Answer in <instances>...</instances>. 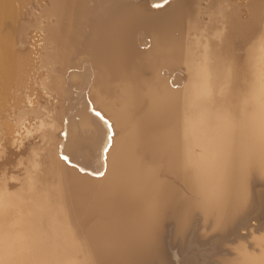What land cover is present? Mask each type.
I'll use <instances>...</instances> for the list:
<instances>
[{"label":"bare ground","instance_id":"1","mask_svg":"<svg viewBox=\"0 0 264 264\" xmlns=\"http://www.w3.org/2000/svg\"><path fill=\"white\" fill-rule=\"evenodd\" d=\"M13 1L0 0V264H64L36 252L81 254L89 239H138L146 264H172L166 248L176 264H222L243 212H264V0H49L43 24ZM27 17L35 59L16 42ZM235 247V264H264Z\"/></svg>","mask_w":264,"mask_h":264},{"label":"rangeland","instance_id":"2","mask_svg":"<svg viewBox=\"0 0 264 264\" xmlns=\"http://www.w3.org/2000/svg\"><path fill=\"white\" fill-rule=\"evenodd\" d=\"M27 1H28L27 3L24 2L25 5L23 3H21L23 6L22 7L21 4H19V1L15 0V1H13V4H12L13 8L17 9V11H18V7L22 8V11L26 12V14H24L21 11V9H19L20 10L19 13L21 14V16L25 15V17L28 16V13L31 12L32 13V16L30 15L31 20H38L40 23L37 22V24H43V23H41L44 21V18L41 17L42 16L41 10H43L42 8L45 4H48L49 0H27ZM35 16H37L38 18L34 19V18H36ZM25 17H24V19H25ZM32 17H34V18L32 19ZM27 18H29V17H27ZM27 18H26V20L27 21L29 20V22H31V24H32V25L28 24L29 22L26 23L29 25L28 26L29 28L27 27L29 32L27 30L28 34L26 33L27 34L26 38L18 39L16 42L25 46V48L31 53V56L35 59V57L38 56V51H39L38 49H39V46L41 44L42 32L35 22L34 23L37 26L33 23V21H30V18L29 19H27ZM23 22H25V21H23ZM30 25H31V27H30ZM6 33H7V27H5L3 23L0 24V39L3 38ZM255 40L258 42V44L262 50V55H261L260 60L258 62V67L261 68L262 70H264V8H263V14H262L261 18L259 19V25H258L257 32L255 34ZM142 45H145V44H142ZM142 48L146 49L145 46H142ZM240 52L241 51H235L234 53L239 54ZM36 70L39 72L41 71V69H39L37 67H36ZM72 70H73V68L69 69L68 72H70V71L72 72ZM73 71H76V69H74ZM184 73H185V70L183 68H180V70H176L172 74L184 75ZM161 74H164L166 77H168V71L167 70H162ZM171 78L172 77H169L167 79L168 82H170ZM170 86L174 89H177L178 87H181L182 85H179L176 83V84H170ZM37 87H39V86H37ZM261 100H264V96L262 97ZM43 111H44L43 116L45 117V113L47 112V110L43 109ZM48 111L50 112V110H48ZM47 126L48 127L51 126L50 122ZM197 152H199V151H197ZM189 198L194 203H197L199 201V197H197L192 192H190ZM197 212H199V210H197V208H193L191 210L190 219L194 220ZM216 213H217V211H216ZM245 213H247V211L243 212V216ZM207 216L209 218H217L216 216H211L208 214H207ZM216 221H218V220H216ZM197 227H198V230H197L198 232H201L202 234L205 233L203 238H208L212 235V231L210 230L209 227H204L202 224H198ZM187 232L184 231L182 233V231H181L180 233H173V235L170 238V242H169L170 245L169 246H171V249L173 248L172 250H176L175 253L179 256L182 255L184 244L182 243L181 248H179V243L177 240H180V238L184 235V233L187 234ZM262 236H264V230L258 234L252 233L251 236L249 238H247L246 240L239 241L238 243L241 244L240 250H243V251L247 252L248 254L258 255L261 251L264 250V248H263L264 243L261 240H260L261 243H259L257 241V239H261ZM101 241L92 240V239L86 240L85 241L86 242V250L84 252H82L81 254L75 253V254H71V255L70 254L64 255L65 253H57V252L48 251L52 248L45 249V251L39 250L36 253H37V256L39 259H41V258L45 259V258H47V256L53 257V256H62L63 255L65 257H67L65 259L66 262H64V264L72 263V262L78 263V264H80V263H83V264H115V263H117V264H119V262H121L120 264H146L148 262L150 263V261H151L150 252L148 250H146L147 249L146 245L143 244L138 239H134V240L133 239H127V240L122 239L118 243L116 242L117 246L115 248L110 247V248H108V250L106 249L104 251L101 250L100 245H102V243H106L107 241H102V242ZM60 243H62V242L53 240V241H50V242L45 243L43 245L44 246L50 245L49 247H53V249L55 251H58L57 246ZM112 243H115V242H112ZM238 243H236V244H238ZM236 244L228 245V246H230L229 249L222 252L221 257H220L221 259H223L222 264H235V261L237 260V255H239V249H236V247L234 248V246ZM176 245H177V247H175ZM261 245H262V247H261ZM110 246H112V245H110ZM203 246H208V243L204 244ZM196 247H199V245H196ZM108 252H114L113 255L116 254L120 258L117 260H112V263H110L111 261H108L106 259V257L110 254ZM173 263L176 264L174 261H173ZM162 264H167V261L164 259Z\"/></svg>","mask_w":264,"mask_h":264},{"label":"water","instance_id":"3","mask_svg":"<svg viewBox=\"0 0 264 264\" xmlns=\"http://www.w3.org/2000/svg\"><path fill=\"white\" fill-rule=\"evenodd\" d=\"M168 1H170V0H164L163 1L164 3L162 5H158V6H163ZM149 6L156 7L155 4H149ZM146 41H148V39H146ZM142 46H145V48H148L149 44L146 43L145 45H141L140 46L141 49H144V48H142ZM82 107L84 109V106L83 105H82ZM73 116L74 117H77V113L74 112ZM76 162L78 164L82 165L85 168L94 169V166L89 163V160L88 159L83 158V159L76 160ZM68 165H70L72 167H75V168H79L78 165H76L74 163H68ZM80 172L82 174H88V175L92 176L93 178H100L99 173H92V174H90V172L88 170H86V169H85V171H83V172L80 171ZM197 230H198V227H197ZM263 230H264V212L262 210L257 209V208L254 207L248 213H245L244 216H242V217L239 218V220L237 221V223L235 224V226L233 228V231L230 234H226L224 236L225 243H226V245L227 244L228 245L236 244L239 241H244L247 238H249L252 233L258 234V233H261ZM213 235L214 234L212 233V235L210 237L206 238V239H209L210 240V239L214 238ZM165 252L168 253V256H169L170 261H171L170 263L173 264V258H172L173 255L170 252V249L166 248Z\"/></svg>","mask_w":264,"mask_h":264}]
</instances>
